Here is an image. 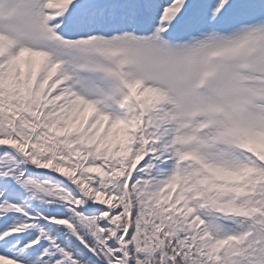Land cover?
<instances>
[{"label": "snow or ice", "instance_id": "obj_1", "mask_svg": "<svg viewBox=\"0 0 264 264\" xmlns=\"http://www.w3.org/2000/svg\"><path fill=\"white\" fill-rule=\"evenodd\" d=\"M0 264H264V0H0Z\"/></svg>", "mask_w": 264, "mask_h": 264}]
</instances>
